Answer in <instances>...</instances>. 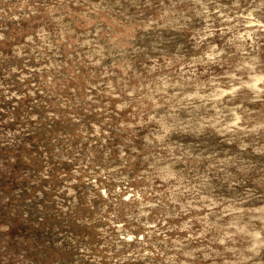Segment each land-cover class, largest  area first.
<instances>
[{
	"label": "rangeland",
	"instance_id": "374dc122",
	"mask_svg": "<svg viewBox=\"0 0 264 264\" xmlns=\"http://www.w3.org/2000/svg\"><path fill=\"white\" fill-rule=\"evenodd\" d=\"M0 264H264V0H0Z\"/></svg>",
	"mask_w": 264,
	"mask_h": 264
}]
</instances>
